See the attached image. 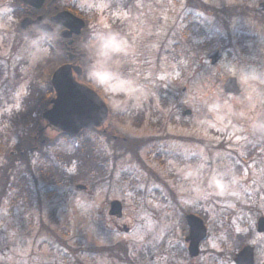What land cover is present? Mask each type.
<instances>
[{"label": "rangeland", "instance_id": "374dc122", "mask_svg": "<svg viewBox=\"0 0 264 264\" xmlns=\"http://www.w3.org/2000/svg\"><path fill=\"white\" fill-rule=\"evenodd\" d=\"M261 1L200 0L206 10L188 0H61L86 19L89 35L106 41L92 54L97 53V66H103L99 54L108 59L104 81L97 85L107 97L110 128L118 139L105 138L99 131L87 133L97 155L105 158L106 174L97 176L88 169L75 180V165L65 166L58 156L71 151L72 140L48 129L42 133L45 147L35 141V150L14 163L26 180L19 182L13 170L0 196V260L166 264V236L172 233L174 239L180 234L171 209H196L211 223L216 208L234 209L249 202L250 193L264 191L259 173L263 168L256 165L264 160V146L253 149L255 141L264 143V34L251 17L234 13L246 6L254 15ZM1 3L0 143L11 145L19 138L7 129L11 116L21 109L27 86L43 83L49 72V66L42 64L47 37L37 32L17 36L21 15L17 7L9 6L11 0ZM224 8L232 15L214 12ZM223 31L242 37L243 54L218 42L211 45ZM214 49L221 58L211 64L206 55ZM95 74L89 71L87 77ZM228 76L236 77L241 88L238 96L223 91ZM185 109L191 113L185 116ZM122 137L135 145L143 143L137 138L155 139L150 142L158 149L136 147L139 159L135 160L131 153L111 150V146L121 148L116 141L120 143ZM2 148L0 165L6 162ZM53 169L64 174L62 182L50 175ZM215 176L222 180L209 179ZM98 177L100 181H95ZM27 185L28 192H21ZM85 191L94 193L91 204L85 203ZM20 192L18 200L12 201ZM35 192L41 195L40 211L27 213L21 202ZM47 195L50 199H45ZM112 199L122 203L119 219L107 215ZM89 207L91 226H87ZM38 222L45 225L41 231L36 230ZM176 241L175 249L180 245ZM117 247L122 249L118 253L122 261Z\"/></svg>", "mask_w": 264, "mask_h": 264}, {"label": "flooded vegetation", "instance_id": "af4514ba", "mask_svg": "<svg viewBox=\"0 0 264 264\" xmlns=\"http://www.w3.org/2000/svg\"><path fill=\"white\" fill-rule=\"evenodd\" d=\"M60 3L61 0H11V4H9V6L17 7L16 11L21 15L19 22L23 19H27L26 22H28L27 27L21 29L20 32L17 33L15 32V33L20 35L22 34L32 35L39 28L34 23H32L31 20L35 21L39 17L45 23H49L51 15L57 13L62 9L70 10L69 8L70 6L68 5V3H62L63 5ZM0 5L3 6V3H1ZM52 26L54 27L53 32L55 34L60 35L59 33L61 30H63V27L56 26L53 24ZM61 39L68 59L67 62L65 63H69L72 65H80V66H82V64L83 65L88 64L87 61H82L83 56H81L80 59L78 57V55H80L81 53L80 51L81 48H79V45L81 44V42L82 44L87 42L88 45H91L94 42V38H92L90 35L87 36L73 35L71 43H67L68 38H61ZM69 54H73L74 56L69 58ZM96 54H93L89 64L97 63L96 62L97 57H95ZM84 58H86V55L84 56ZM92 74L94 73L92 72ZM89 81H93L94 83L97 84L99 80L97 79L96 82V77H91V78L87 77V81L85 82L90 87H92V84ZM100 95L108 103L107 97L104 96L103 94ZM109 117L110 115H108L106 120L98 127L91 126L86 128L87 129L86 132L90 134L99 131L102 136H105V138L112 137L113 138L112 140L118 139L117 136L115 137L113 129L110 128L112 124ZM117 118L119 117L117 116ZM206 118L211 119V116L206 115ZM135 123L137 124V120L135 121ZM155 124L159 125V122ZM59 134H63V133H57L58 137ZM105 138L104 141L107 142ZM37 139L38 136H34V141H37ZM89 140L92 143L90 138ZM121 140L126 141L124 137H122ZM154 140L155 139L140 140L137 138L136 141L137 142L142 141L143 142L142 145L132 144V147L134 148L137 147L139 149H144L146 151L148 149L150 150L158 149L157 146L155 145L156 143L150 142ZM263 146L264 143L261 142L260 140H257L253 145V149L260 150L261 148H263ZM120 147L121 148L118 149L115 147L116 150H114V148L111 146V150L112 151L121 150V152H127L129 154L132 153L130 150H126L124 146H120ZM135 150L138 151L137 149ZM251 150L252 149H250L249 151ZM156 151L158 152V150ZM131 155L135 159L133 153ZM256 165H258L260 168H263V170H261V172L259 171V173L262 174L261 177H264V160L258 161ZM249 172L252 173V170H250ZM109 178L110 180L112 179L111 176H109ZM95 181H100L99 177L96 178ZM262 184L264 185L263 179H262ZM163 185L166 184L163 183ZM85 189L86 187L84 186L83 190ZM33 194L35 195L34 197L32 196ZM93 194L94 193L92 192L85 191V196H86V198H84V200H86L85 203L88 204L92 203L91 197ZM249 195L250 196H248L246 200L248 201L250 199L249 202L247 203L245 202L243 204L238 203V205L236 204V207H234V209L224 208L223 206L222 208H216L215 209L216 212L214 214V216L216 217L214 218V220L211 221V223L208 222L204 213L196 209L193 210L190 208H181V207H176L171 209L170 211L174 213V216H177L174 219H176V221L180 223L178 225L179 227L178 230L180 231V234L174 239L172 237V233L166 236L165 246L168 247V251L166 252V254L168 255L166 264H264V191H260L257 193H250ZM40 196L39 193L35 192V193H31L29 197L28 195L24 197L21 202L24 208L22 210L27 213L29 211L31 212L32 210H36L37 212L40 211L39 208V204L41 203ZM45 199H50V196L47 195ZM113 201L119 202L121 206V213L118 215H113L110 213L111 203ZM255 205L256 206L259 205V208L255 207ZM89 210L92 211L90 207L88 209V212ZM122 210H123V206L120 200L112 199L108 202L107 215H109L110 217L116 219L121 218ZM52 212H53L52 217L54 219L55 213L57 211L53 209ZM92 213L93 212H89V220L87 221V226H91L93 219L91 218ZM189 214H193L198 218H200L205 227V231L203 234L204 236L200 237V239L198 240L197 248L194 249L192 252L194 254H191L188 248L190 243V238H189L190 227L187 223L186 216ZM240 219H242V221ZM99 221H100L99 226L102 227L103 229V225H104L103 220L99 219ZM169 221H174V220L169 219ZM36 227H37L36 229L37 231H41L45 228V225L38 222ZM122 229L123 231H128L129 228L127 226L125 227V225H122ZM175 239L178 240L176 241V244H180L179 247L176 249L173 246V241ZM116 251H117V258L121 260L122 257H119L118 253L119 254L123 253L122 249L119 247L118 250L117 247ZM97 252L95 253L97 254ZM68 263L69 261H59V262L55 261V264H68ZM73 263H79V262L75 261ZM0 264H29V263H27V261H24L22 260V258H20V262H16V263L2 259L0 260Z\"/></svg>", "mask_w": 264, "mask_h": 264}, {"label": "trees", "instance_id": "16d2710c", "mask_svg": "<svg viewBox=\"0 0 264 264\" xmlns=\"http://www.w3.org/2000/svg\"><path fill=\"white\" fill-rule=\"evenodd\" d=\"M190 2H196V4L200 5L201 8L207 9L206 5H202V2L200 0H188ZM227 8L220 9V10H214V12L221 14H225L227 16L232 15ZM237 11H234V13L240 14L241 16L245 17H251L256 25L259 26V31L263 32L264 34V14H257L256 12H253L254 15L250 13V10L246 8V6H242L241 12L240 9H236ZM224 22V21H223ZM225 23V22H224ZM221 25H223L221 23ZM224 27L226 25H223ZM226 30V28L224 29ZM18 31V30H17ZM86 32V30H85ZM39 33V31L37 32ZM36 34V33H35ZM47 35V34H46ZM220 35V36H219ZM183 36L186 37L185 33ZM22 37V36H21ZM23 38V37H22ZM188 38V36H187ZM45 44L47 47V57L45 58V61H43L44 67L49 66V72L46 77V79L43 81V83H36L32 82L27 86L26 93L21 100V109L17 112L16 115H12L10 118V126L7 127L10 132L13 134H16L19 136L18 140L14 143L7 144L6 142L0 143V147L2 148V153L4 155V158L6 159V162L2 165H0V196L3 195L6 191V185L9 181L10 172L13 170H16L14 168V163L17 160H24L26 153L31 152L34 150V141H33V135L36 133V131L40 128V113L48 106V100L53 95V90L49 82L51 71L60 63L66 60V56L64 53L63 44L61 43L59 37L53 35H49ZM209 44V41H207ZM214 42H218L221 44L222 48H233L238 53L243 54L245 52V47L242 44V37H237L236 35L232 34L229 31H223L219 33L213 40H211V45ZM104 45L103 41H97L96 46ZM208 46L206 43L204 44V47ZM93 47V46H92ZM244 47V48H243ZM79 48L82 49V51H86L84 44H80ZM99 49V48H98ZM111 57L113 55L111 54ZM92 56L88 52L86 58L84 61H87L88 64H86L84 67V75L83 80H85L88 71L92 70V72L96 73V82L97 79L100 81H104V76L107 73L106 66H104V63L108 60L106 56L99 54V60L103 62V66H97L95 63H90ZM42 65V66H43ZM102 73V74H99ZM95 74V75H96ZM99 74V75H98ZM92 84V87L98 91L99 94H102L100 89V84H96L93 81H89ZM112 113V112H111ZM113 116V114H112ZM116 117V116H114ZM87 129L81 131L78 135L70 136L66 134H59V137L64 138L71 141L72 149L68 153H59L58 156L65 161V166L69 167L72 165H75L76 172L74 173L73 178L75 180H79L83 175L86 174V171L88 169H91V171H96L95 174L97 176L106 174V168L104 167L105 158L100 157L95 152L93 144L90 142L89 138L87 137ZM39 142V141H38ZM40 143V142H39ZM118 144H122L121 146H124L126 150H130L132 153H134V156H136V148L132 147L133 141H116ZM4 144V145H3ZM47 143H40V148H42ZM55 146V145H54ZM53 146V147H54ZM45 147V146H44ZM57 152V150H56ZM58 153V152H57ZM42 154L41 156H43ZM117 157V156H116ZM115 158V157H114ZM157 161L163 162L162 159L158 157H154ZM117 159V158H115ZM99 162V163H98ZM27 171H29V168H26ZM63 170V169H62ZM17 171V170H16ZM31 174V172L29 171ZM50 175L53 176V179L55 177V180L58 182H62L61 179L64 178V174L60 170L53 169L50 171ZM19 177L20 181L22 182L26 180L24 175H21L16 172V179ZM10 186V185H9ZM8 186V190H9ZM13 186H16L13 184ZM27 186L24 188L21 187L24 191L21 192H28ZM20 193H17L15 198L12 199V201L18 200V198L22 195Z\"/></svg>", "mask_w": 264, "mask_h": 264}, {"label": "water", "instance_id": "95a60500", "mask_svg": "<svg viewBox=\"0 0 264 264\" xmlns=\"http://www.w3.org/2000/svg\"><path fill=\"white\" fill-rule=\"evenodd\" d=\"M256 10L264 11V1L258 4ZM26 20L24 19L20 23L21 27L25 28L28 25ZM51 21L65 27V31L61 33L65 37H70L72 33L79 34L84 26L82 19L68 11L58 12L55 16H52ZM31 22L37 24L43 30H52L51 26L43 23L39 17ZM220 57L221 53L217 49L207 54L211 64L216 63ZM73 72L75 76L82 75L81 67L71 64H62L53 71L50 84L54 95L49 101L50 107L41 114L46 122L45 126L51 127L55 132L69 135H75L86 127H98L108 116V107L103 99L92 88L77 81ZM223 90L234 95L239 94L240 88L236 78L233 76L227 77L223 83ZM185 113H190V110H186ZM78 187L84 188L83 185H78ZM110 213L113 215L121 213L119 202L113 201L111 203ZM186 220L190 227L188 248L190 253L194 254L192 252L197 248L198 240L203 236L205 227L201 219L192 214L187 215Z\"/></svg>", "mask_w": 264, "mask_h": 264}, {"label": "clouds", "instance_id": "9594fccd", "mask_svg": "<svg viewBox=\"0 0 264 264\" xmlns=\"http://www.w3.org/2000/svg\"><path fill=\"white\" fill-rule=\"evenodd\" d=\"M210 180H217V179H221L222 180V177H220V176H215V177H210L209 178Z\"/></svg>", "mask_w": 264, "mask_h": 264}]
</instances>
